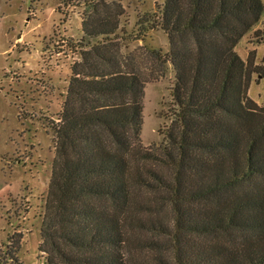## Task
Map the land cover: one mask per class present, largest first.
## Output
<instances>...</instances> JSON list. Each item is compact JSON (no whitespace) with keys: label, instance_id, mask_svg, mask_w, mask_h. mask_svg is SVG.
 I'll list each match as a JSON object with an SVG mask.
<instances>
[{"label":"trees","instance_id":"16d2710c","mask_svg":"<svg viewBox=\"0 0 264 264\" xmlns=\"http://www.w3.org/2000/svg\"><path fill=\"white\" fill-rule=\"evenodd\" d=\"M263 16L264 0H163L142 29L167 52L80 54L53 129L45 264H264V105L248 95L264 67L236 51ZM168 64L162 139L144 146V86Z\"/></svg>","mask_w":264,"mask_h":264},{"label":"rangeland","instance_id":"374dc122","mask_svg":"<svg viewBox=\"0 0 264 264\" xmlns=\"http://www.w3.org/2000/svg\"><path fill=\"white\" fill-rule=\"evenodd\" d=\"M162 2L0 0V264L46 262L39 231L54 157L53 129L72 65L96 42L117 58L141 45L167 52L164 31L142 29L143 19ZM112 28L109 35H92ZM236 51L264 67V16ZM173 75L168 64L164 77L144 86V146L162 139ZM248 95L264 105V79L257 74H252ZM10 239L19 242L14 259L8 254ZM133 254L138 258V251Z\"/></svg>","mask_w":264,"mask_h":264}]
</instances>
